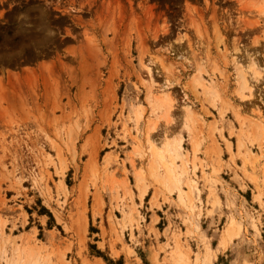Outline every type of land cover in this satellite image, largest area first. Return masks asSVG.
I'll return each mask as SVG.
<instances>
[{
  "label": "rangeland",
  "instance_id": "1",
  "mask_svg": "<svg viewBox=\"0 0 264 264\" xmlns=\"http://www.w3.org/2000/svg\"><path fill=\"white\" fill-rule=\"evenodd\" d=\"M0 264H264V0H0Z\"/></svg>",
  "mask_w": 264,
  "mask_h": 264
},
{
  "label": "bare ground",
  "instance_id": "2",
  "mask_svg": "<svg viewBox=\"0 0 264 264\" xmlns=\"http://www.w3.org/2000/svg\"><path fill=\"white\" fill-rule=\"evenodd\" d=\"M254 66H255V64H254ZM253 68H254V67H253ZM256 69H257V67H255V69H254V72H255L254 74H256ZM244 84H246L245 81H244ZM249 85H250V84H249ZM249 85H248V87L250 88ZM168 104H169V102H168ZM168 106H169V105H168ZM188 107H189V106H188ZM188 107H185V108L188 109ZM189 108H190V107H189ZM185 110H186V109H185ZM185 112H186V111H185ZM187 112H189V111H187ZM186 114L189 116L188 113H186ZM186 114H185V115H186ZM187 115H186V116H187ZM185 118H186V117H185ZM166 149H167V148H166ZM155 153L158 154V155H154V157L156 156L157 159H159L160 157H162V154H161L160 150H159V151L157 150L156 152H154V154H155ZM158 156H160V157L158 158ZM156 158H155V159H156ZM163 160H164V158H163ZM158 161H159V160H158ZM160 161H161V162H160ZM160 161H159V163H162V164H163L161 158H160ZM156 163H157V162H156ZM165 164H166V163H165ZM166 165H167V164H166ZM168 165H169V164H168ZM168 167H169V166H168ZM169 168H170V167H169ZM169 168H168V169H169ZM168 169H167V170H168ZM169 171H170V170H169ZM144 193H145V192H144Z\"/></svg>",
  "mask_w": 264,
  "mask_h": 264
}]
</instances>
